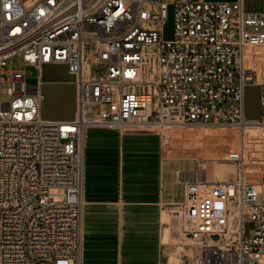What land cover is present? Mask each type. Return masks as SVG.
Masks as SVG:
<instances>
[{"label": "built area", "instance_id": "built-area-1", "mask_svg": "<svg viewBox=\"0 0 264 264\" xmlns=\"http://www.w3.org/2000/svg\"><path fill=\"white\" fill-rule=\"evenodd\" d=\"M263 47L264 11L244 0H0V264H81L87 128L157 132L168 146L178 127L264 126V79L248 65ZM45 65L76 82L75 119L42 117ZM255 82L256 120L244 110ZM234 161L227 180L199 159L176 171L185 197L167 209L194 249L177 264H264V171L251 183Z\"/></svg>", "mask_w": 264, "mask_h": 264}, {"label": "crops", "instance_id": "crops-1", "mask_svg": "<svg viewBox=\"0 0 264 264\" xmlns=\"http://www.w3.org/2000/svg\"><path fill=\"white\" fill-rule=\"evenodd\" d=\"M248 65L257 69L251 63ZM69 81L66 66L45 65L41 81L44 101L47 98L45 90L51 96H58ZM76 115L75 96L70 113L48 120L71 121ZM211 130L175 129L172 143L164 146L162 136L157 132L103 127L86 129L81 264L180 262L181 254L177 248L186 247L176 243L172 234L169 235L165 224L167 211L164 210L183 201L174 197L171 187L173 182H181L176 177L178 169L174 172L175 181H172V173L166 164L172 160L200 158L208 177L224 180L233 176L235 167L224 161L228 159L229 163L236 164L235 156L242 154V136L240 134L238 149L227 154L219 149L217 130ZM206 149L210 152L207 153ZM181 184L184 185L185 197V184ZM173 242L175 246L171 245Z\"/></svg>", "mask_w": 264, "mask_h": 264}, {"label": "rangeland", "instance_id": "rangeland-1", "mask_svg": "<svg viewBox=\"0 0 264 264\" xmlns=\"http://www.w3.org/2000/svg\"><path fill=\"white\" fill-rule=\"evenodd\" d=\"M216 1H228L232 2L235 0H216ZM245 9L247 11L250 10H256V11H264V0H244ZM175 23H174V17H173V11L170 9L168 20L166 21V24L164 26L163 30V39L165 40H172L174 38V32H175ZM249 62L255 67H257V70L259 71L260 79H264V47L260 49H256V51L249 53ZM13 62L18 65V67H22L19 56H16L13 59ZM32 74L36 73V70L34 68L29 69ZM1 75V72H0ZM70 80L67 82V84L62 88L60 94L58 96H51L49 95L46 90L45 94H47L46 100L43 102L42 105V112L41 115L44 119H49L51 117H61L65 116L67 113H70L71 106L74 101V97L77 98V84L74 82V79L69 75ZM30 81H36V79H30ZM7 81H0V88L7 86ZM7 100L6 95L0 94V102ZM244 110H245V117L247 119H259L261 118V88L259 82L255 83H249L245 87V96H244ZM234 126H224L223 129L217 130V143L219 146V149L222 153H234L239 146L240 142V132L237 129H234ZM256 132L252 139H251V146L252 150L254 151L253 161H250V163H253L252 166L255 165L254 168H258L261 175L264 171V128L263 129H254ZM213 131V130H211ZM212 132L209 134V140L211 141ZM257 137V138H256ZM258 139V140H257ZM253 140V141H252ZM211 144V143H209ZM165 148V147H164ZM258 151V152H257ZM206 152H210L206 149ZM201 160L200 158H196ZM210 162H213L211 159H207ZM228 162L226 164H233L235 167V173L233 176L225 178L224 180L231 179L235 177L237 164L235 163H229L228 159H226ZM166 166L169 168L171 174L172 181H175L174 178V172L176 169H183V170H195L197 168V160L195 159H188V160H172L166 164ZM259 166V167H258ZM210 170V169H209ZM210 177V176H209ZM211 178V177H210ZM213 179V178H211ZM214 180V179H213ZM222 180V179H220ZM172 191L173 195L177 200H183L184 199V185L178 182H173L172 184ZM163 220H164V213H163ZM176 225V224H175ZM164 227V223H163ZM172 228V230H170ZM246 235H250L252 230V224L246 223ZM169 230V235L171 234H179L177 231V228H173V226L170 224L167 228ZM174 229V230H173ZM177 243V242H176ZM171 245L175 246V243H171ZM181 245V244H179ZM177 246V245H176ZM183 246V245H182Z\"/></svg>", "mask_w": 264, "mask_h": 264}, {"label": "bare ground", "instance_id": "bare-ground-1", "mask_svg": "<svg viewBox=\"0 0 264 264\" xmlns=\"http://www.w3.org/2000/svg\"><path fill=\"white\" fill-rule=\"evenodd\" d=\"M223 127L224 126H213V127H200V128L219 130V129H223ZM234 127H235L234 129L239 130V132L242 136V154L240 156L243 157L245 160V164H246L245 176H246V179H247V181H249L251 183L259 185L261 183V176L262 175H261L260 171L258 170V168H254L255 165L252 166V164L255 163L252 159H253L254 154H256V153H254V151L252 150L251 139H252L253 135L256 133V132H254L255 131L254 129H260V128L263 129L264 126L260 125V124H251V125L247 124V125H243L241 127H239V126H234ZM200 128L178 127L176 129L181 130V131H186L189 129H200ZM250 161H253V163H250ZM164 211H167L165 214L166 227L168 228L169 225L171 224L173 226V228H175L176 226H175V222L172 221L171 211L169 209H165ZM172 237L175 240V242L186 247V248H180V247L177 248L179 253L181 254V256L186 254V253L193 254L194 249L191 246L185 245L187 243V240L184 237H182L181 235L176 234V233L172 234ZM178 260L181 261L180 256H179Z\"/></svg>", "mask_w": 264, "mask_h": 264}]
</instances>
